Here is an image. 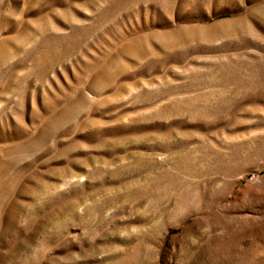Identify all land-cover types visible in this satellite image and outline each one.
<instances>
[{"label":"rangeland","instance_id":"374dc122","mask_svg":"<svg viewBox=\"0 0 264 264\" xmlns=\"http://www.w3.org/2000/svg\"><path fill=\"white\" fill-rule=\"evenodd\" d=\"M0 264H264V0H0Z\"/></svg>","mask_w":264,"mask_h":264}]
</instances>
